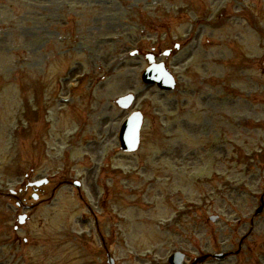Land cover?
Instances as JSON below:
<instances>
[{
  "label": "rangeland",
  "instance_id": "1",
  "mask_svg": "<svg viewBox=\"0 0 264 264\" xmlns=\"http://www.w3.org/2000/svg\"><path fill=\"white\" fill-rule=\"evenodd\" d=\"M234 2L0 0V264H105L106 252L117 264H153L170 250L193 259L213 251L211 233L223 250L228 225H235L238 211L248 212L253 205L231 193L229 202L214 197L213 206L199 212L197 195L209 188L195 182L214 176V186L224 179L254 184V176L240 173V163L254 156L255 139L245 142L234 125L247 106H259L257 118L264 120V47L258 50L253 35L264 32V0H252L241 22L232 20V6L218 10ZM229 28L238 41L227 47L220 43L219 31ZM166 40L164 49L169 42L191 40L189 61L194 60L181 70L174 68L180 54L170 58L171 72L181 80L170 94L144 88V59L129 56L142 52L143 44L147 48ZM213 69L220 72L214 83L196 74ZM75 76L84 77L81 92L73 96L72 106L58 105L57 98L66 94L62 86ZM214 86L225 87V94L215 93L213 105L212 93L208 95ZM19 91L22 110L14 114L13 95ZM129 93L136 98L134 108L145 116L140 150L131 156L118 151L116 128L127 113L114 105ZM190 106L237 108L203 126ZM85 140L92 143L83 147ZM201 149L207 154H194ZM197 158L204 164L196 168ZM45 177L51 183L43 205H32L29 195L26 201L19 198L34 209L28 225L12 232L15 219L25 212L15 208L8 193L24 179ZM75 181L83 185L79 192L72 188ZM111 185L117 186V201L95 208ZM229 206L235 213L227 211ZM102 211L112 215L105 217ZM211 215L221 221L207 225L205 218ZM69 233L73 237L66 241Z\"/></svg>",
  "mask_w": 264,
  "mask_h": 264
},
{
  "label": "water",
  "instance_id": "2",
  "mask_svg": "<svg viewBox=\"0 0 264 264\" xmlns=\"http://www.w3.org/2000/svg\"><path fill=\"white\" fill-rule=\"evenodd\" d=\"M123 136H125V138H129L130 141H132V140H133V138H132V137H133V132H132V130L128 127V128L125 130Z\"/></svg>",
  "mask_w": 264,
  "mask_h": 264
}]
</instances>
